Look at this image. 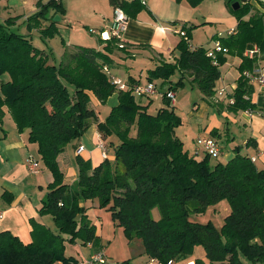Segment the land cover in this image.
I'll return each instance as SVG.
<instances>
[{
	"label": "trees",
	"instance_id": "1",
	"mask_svg": "<svg viewBox=\"0 0 264 264\" xmlns=\"http://www.w3.org/2000/svg\"><path fill=\"white\" fill-rule=\"evenodd\" d=\"M222 1L237 25L229 35L216 37L221 51H215L214 46H191V33L198 26L182 25L184 36L175 47L178 55L173 62L163 61L149 70L146 83L160 80L168 84L170 92L188 83L209 101L227 56L237 57L241 60L239 77L226 110L252 111V87L244 73L257 66L260 56L248 59L243 54L257 47L264 55V3L257 9L249 0ZM187 2L196 7L203 0ZM110 3L128 18H135L145 6L140 0ZM235 3L238 9L234 11ZM37 8L25 21L26 30L30 33L36 28L42 39L58 35L53 16L48 26L43 22L51 10L62 14V5L50 0L38 2ZM17 20H1L0 7V121L6 108L17 131H27L28 142L37 146L39 162L51 173L52 182L38 214L50 216L56 230L31 221L32 240L27 245L10 232L0 231V264H79L65 256L64 248L67 241L82 245L98 242L86 210L80 206L88 200L97 201L99 208L109 212L128 240H141L144 254L153 261L185 260L200 246L206 262L196 259L194 264H264V169H257L249 157L241 155L240 147L234 148V158L225 164L186 151L175 134L182 121L166 93L162 95L163 107L149 113L151 98L132 91L140 83L126 84V90L113 83L108 68L114 63L110 47L117 43L116 38L102 41L105 45L99 50L62 43L58 64L51 63V51L35 47L30 34L15 31ZM123 51L131 54L126 48ZM208 52L213 56L208 57ZM174 75L178 76L176 82L171 81ZM115 93L117 105L97 123L98 131L108 140L106 146L114 149L113 161L105 159L92 168L77 157V180L65 184L57 157L94 120L88 106L91 97L104 105ZM221 201H227L230 212L220 228L210 221L195 220ZM153 208L158 209L159 219L152 217Z\"/></svg>",
	"mask_w": 264,
	"mask_h": 264
},
{
	"label": "crops",
	"instance_id": "2",
	"mask_svg": "<svg viewBox=\"0 0 264 264\" xmlns=\"http://www.w3.org/2000/svg\"><path fill=\"white\" fill-rule=\"evenodd\" d=\"M49 1L0 0L1 16L3 15V10L6 12L14 11L17 13L14 17H18L16 27L22 28L21 33L30 34L31 38L38 36L36 38L37 40L41 38L38 30L34 28L29 33L26 30L25 21L37 12L38 2L46 4ZM123 1L130 2L132 0ZM140 1L144 2V9L135 18H128L125 31L120 39V42L131 54L125 53L123 50L117 51L118 60L114 61L113 65L108 68V72L114 79L120 80L128 85L146 84L147 72L149 70L155 69L163 61L168 62L167 59H171V62H173V59L178 55L175 47L180 39L175 36L176 32L181 30H176V26L185 25L189 27L188 23L193 20L191 18L196 16L194 12L196 8L191 7L187 0ZM56 2L62 5L64 9L63 13L55 14L54 11H49L47 15L48 19L43 22V26L49 25L50 17L53 16L54 18L55 15L59 16V21H53L56 23V28L58 29V35L55 37H59L60 46L62 47L59 56H61L64 49L62 43H65L66 46H83L98 50L104 47L105 43L102 41L107 40L101 36V33L109 32L114 10L110 0H56ZM260 2L259 0H249V3L257 9H261ZM262 3H264V0ZM228 13L223 18V21L229 25L227 35L237 25L235 17ZM207 18L205 20H208ZM192 38L193 34L191 33ZM262 57L264 58L263 54L260 55L257 66L264 68V59H261ZM128 58L147 59L153 64V68H146L145 73H139L137 77L131 76L128 71L129 68L127 69V65L125 64V60ZM240 63L241 60L239 58L227 56L226 63L220 67L222 74L221 78L215 83V95L213 98L206 101L202 99L200 93L199 102L201 104L192 106L190 116H196L201 110L205 113L208 111L211 112L212 116L206 125L202 126L199 124L200 126L194 130V134L196 133L195 137H188L189 134L181 135V137L179 135L176 136L183 142L184 149L190 154L195 153V140L200 136L215 139L221 149V157L217 161L223 164L234 158V148L240 147V154L254 158L256 168L263 170L264 88H260L256 84H250L252 91L249 99L255 105L254 110L239 111L237 113H230L226 110L228 103L231 102L229 96L235 89L236 81L239 77L238 67ZM153 83L156 86V94L160 95L162 102L155 109L157 111L163 107L162 95L167 92L168 85L167 83H162L160 80L154 81ZM221 90H224L223 94ZM173 93L176 101L172 106L175 108L181 101L177 98L178 91ZM150 100L152 101V99ZM116 105V93L104 105L100 104L95 97H91L88 106L95 114L94 120L91 121L83 135L69 143L57 157V163L63 174L65 184L70 186L74 183L75 177L77 176L78 168H76L75 163L72 165V154L75 158L80 157L84 161L89 162L92 168L102 163L103 159L98 144L101 140L106 144L108 140L103 138L98 131L97 123L103 122L111 108ZM2 110L3 117L0 121V213L2 214L0 231L10 232L23 244L27 245L32 240L30 234L31 221L52 230L51 225H53V221L51 218H48L50 216H40L38 214L41 200L45 192H47L44 189L45 185L48 186L52 182V176L51 174L50 176L43 174L44 171L41 169V166L38 173H30L28 171L26 162L28 158L33 157L39 161L37 146L28 142L27 131L23 133L17 131L7 109L3 108ZM148 111L150 112L149 108ZM234 128H236V131L242 129V132H246L245 137L238 144L235 143V137H230V132L234 131ZM213 131L216 132L215 136H213ZM79 146H83L84 149L81 153L76 154ZM107 148L109 149L110 147ZM40 165L43 164L40 162ZM70 176H74L73 179H69ZM9 196H11L10 201ZM95 203L97 201L88 200L80 203V206L85 208L87 220L96 230L98 222L96 209H94ZM229 212L230 209L227 201H221L217 205L209 207L203 217H198L196 220H201L203 223L210 221L215 227L220 228ZM217 217L221 218V223L216 221L218 219ZM55 230L53 229L52 231L55 232ZM95 235L98 238V242H100V234L95 231ZM98 242L84 245L90 249V256L95 251L103 249V242ZM139 256L141 257V254ZM196 259L206 262L203 248H195L191 257L178 262L180 264H194ZM89 262L90 260L87 264H90ZM152 262L154 264L155 261Z\"/></svg>",
	"mask_w": 264,
	"mask_h": 264
},
{
	"label": "rangeland",
	"instance_id": "3",
	"mask_svg": "<svg viewBox=\"0 0 264 264\" xmlns=\"http://www.w3.org/2000/svg\"><path fill=\"white\" fill-rule=\"evenodd\" d=\"M259 1L262 2L263 0H259ZM193 8H196L194 10L196 16H193L191 18L193 20L190 23H188V26L190 27L198 26V27L192 31L193 38L190 40V43L192 46H195V47L202 46L205 49H208V48L210 49L216 43V37L227 36L229 25L228 23L223 21V18H225V14H227L228 10L225 7L224 2L222 0H203L201 4ZM2 13L3 15L1 16V20L9 18V17H14L17 14L14 11L6 12L4 10ZM206 17H208L207 18L208 20H205ZM14 29L15 31L17 29H19L20 32L22 31V28H18V26L15 27ZM180 29H181V26H176V30H180ZM37 37L38 36H36V38ZM175 37L180 38L178 34H176ZM36 38L35 36H33L32 44L39 49H45L48 52L51 51L52 53L50 55V62L51 63L56 62L58 64L59 59H60L59 53H61V49H62V47L60 46L59 37L54 36L53 38L48 39L49 41H51L50 43L47 39L38 38L36 40ZM110 40L112 41V39H109V41ZM116 40H117V43L112 42L111 47H110L111 49H114L113 55H112V57L114 58V61L118 60V55L116 54V52L122 51L123 49H125L123 44L120 41H118V39ZM167 60L168 62H171V59L170 60L167 59ZM125 62H126L125 64L127 65V69L129 68L128 71L130 75L134 77H137L139 73H142V74L145 73L146 68L147 69L153 68L152 67L153 64H151V62L148 61L147 59L128 58L125 60ZM177 77H178L177 75H174L171 78V81L176 82L178 79ZM2 78L4 80L6 77H2ZM155 96L156 97H151L152 105L151 107H149V110L151 113H155L156 112L155 109L158 107V105H161L162 103L160 100V95L155 94ZM177 98L178 100L181 101V103L175 106L174 112L178 117H180L182 123L176 129V135H179L181 137V135L189 134L188 137L190 136L195 137L196 133L194 134V130L197 129L198 126H200L199 124H201L202 126L206 125L208 120L211 118L212 114L210 111L205 113L203 112V110H201L199 113L196 114V116H190V113L192 112L191 111L192 106L196 104H201V103L199 102L200 101V91L195 87H191L190 84L188 83L184 87H181L178 90ZM145 100L146 99H143L142 102L144 103ZM175 101H176V98H175ZM242 131H243L242 129L240 131H236V128H234V131L230 132V135H231L230 137H235L236 144L240 143L241 139H243V137H245L246 135L245 134L246 132H242ZM200 137H203V136H200ZM114 153L115 152L112 147H110L107 150V158L110 163L114 159ZM192 155H195L198 158L203 157L202 154L196 155L195 153H193ZM71 160H72V165H74L75 163L76 168H78L76 158L74 157L73 154L71 155ZM216 161H217L216 159H212L211 163H215ZM40 166H41V169L44 171L43 174H48L50 176L51 173L49 172V170L45 166L40 165V162H39V168ZM77 176H78V170H77ZM77 176L75 177L76 179L74 180V182L77 180ZM73 177L74 176H70L69 179H73ZM44 189H46L47 191L46 185ZM94 209H96L97 222H98L96 225L95 231L96 233L98 232L101 236L100 238L101 240L98 243H101V241L103 242L104 255L106 257V264H121L124 261H127L128 264H153L152 262L153 260L151 261L147 257V255L144 254L145 249H144V245L141 240L139 239H134L131 241L128 240L124 234L123 229L115 225V222L113 221L111 217V214L107 212L106 210L99 208L98 203H95ZM151 215L154 219L160 218V214L157 208L152 209ZM48 218H51V217H48ZM217 218L218 219L216 221L220 222L221 218L219 217ZM199 222L203 223L201 220ZM52 224L53 225H51V229L52 230L56 229L53 222ZM197 247H200V246H197ZM64 254L66 257H72L76 259L78 262H80V264H87V262L90 260V249L82 245L80 242H76L75 244H71L68 241L65 242ZM140 254H141V257L139 256Z\"/></svg>",
	"mask_w": 264,
	"mask_h": 264
},
{
	"label": "built area",
	"instance_id": "4",
	"mask_svg": "<svg viewBox=\"0 0 264 264\" xmlns=\"http://www.w3.org/2000/svg\"><path fill=\"white\" fill-rule=\"evenodd\" d=\"M143 2V1H142ZM144 3V2H143ZM128 17L126 14L122 11L119 7H114L113 15H112V21L110 25L109 32L101 33V36L105 38L106 40H109L111 38L121 39L123 32L125 31L126 24H127ZM233 30L229 32L232 33ZM176 34H178L180 37L184 36V32L177 31ZM214 50L217 52L221 51V48L219 44L214 45ZM244 57L248 59L257 58L260 56V52L257 47L247 49L244 52ZM212 52H208V57H212ZM244 76L249 80L250 84H256L260 88H264V68L256 66L251 72H245ZM113 83L117 86L120 90H126L128 87L125 83H123L120 80L112 78ZM132 91L134 95L136 96H143V97H151L154 96L156 91V86L153 83H146V84H140L135 85L132 88ZM221 93H224V90H221ZM166 98L170 101L171 104L175 103V95L173 92L167 91L166 92ZM106 144L101 140L98 144V148L101 151V157L103 160L108 159L107 158V148ZM83 146H79L77 149L76 154H79L83 151ZM195 154H202L203 156H209L212 159L218 160L221 157V149L217 143V141L211 137H199L195 140ZM251 162L254 163L255 159L250 158ZM27 162V168L30 173H38L39 172V161H37L35 158L30 157L28 158ZM2 218V214L0 213V219ZM90 264H106V257L104 255L103 249H99L98 251H95L90 256ZM155 264H162L157 261L154 262ZM166 264H180L179 262L175 261H168Z\"/></svg>",
	"mask_w": 264,
	"mask_h": 264
},
{
	"label": "water",
	"instance_id": "5",
	"mask_svg": "<svg viewBox=\"0 0 264 264\" xmlns=\"http://www.w3.org/2000/svg\"><path fill=\"white\" fill-rule=\"evenodd\" d=\"M232 8H233L234 11L237 10L238 9V4L237 3L233 4L232 5ZM53 21L54 22L59 21V16L58 15H55L54 18H53Z\"/></svg>",
	"mask_w": 264,
	"mask_h": 264
}]
</instances>
